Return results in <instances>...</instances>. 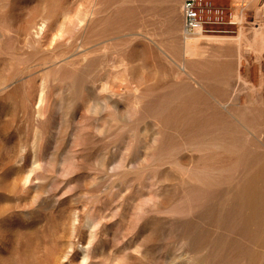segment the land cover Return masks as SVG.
<instances>
[{
	"label": "rangeland",
	"instance_id": "rangeland-1",
	"mask_svg": "<svg viewBox=\"0 0 264 264\" xmlns=\"http://www.w3.org/2000/svg\"><path fill=\"white\" fill-rule=\"evenodd\" d=\"M211 2L223 41L182 0H0V264H264V0Z\"/></svg>",
	"mask_w": 264,
	"mask_h": 264
},
{
	"label": "built area",
	"instance_id": "built-area-1",
	"mask_svg": "<svg viewBox=\"0 0 264 264\" xmlns=\"http://www.w3.org/2000/svg\"><path fill=\"white\" fill-rule=\"evenodd\" d=\"M229 9V23L239 26L237 21L238 15L240 16V8L242 6V0H227ZM214 3L211 0H182L181 15H182V37L186 40L190 37H194L205 33L204 25L219 24V18H221L222 11L220 5H216L213 8L214 20H210V14L212 13V7ZM205 18V19H204Z\"/></svg>",
	"mask_w": 264,
	"mask_h": 264
},
{
	"label": "bare ground",
	"instance_id": "bare-ground-1",
	"mask_svg": "<svg viewBox=\"0 0 264 264\" xmlns=\"http://www.w3.org/2000/svg\"><path fill=\"white\" fill-rule=\"evenodd\" d=\"M242 1H244V0H242ZM248 3V1L246 2V4ZM249 4V3H248ZM206 36H211V37H213L214 38V40H219V39H226L225 38V36H222V35H205V34H200V35H198V38H202V39H205L206 38ZM189 40V39H188ZM42 101H43V97H42V95L40 94V96H39V98H38V105H40L41 103H42Z\"/></svg>",
	"mask_w": 264,
	"mask_h": 264
},
{
	"label": "crops",
	"instance_id": "crops-1",
	"mask_svg": "<svg viewBox=\"0 0 264 264\" xmlns=\"http://www.w3.org/2000/svg\"><path fill=\"white\" fill-rule=\"evenodd\" d=\"M225 1H227V0H221V2L220 3H223V2H225ZM220 10L222 11V14L224 13V10L222 9V8H220ZM180 24H181V19H180ZM202 39V38H201ZM196 40H198V38L196 39ZM203 40H205V39H203ZM223 40H225V39H219V40H210V41H223ZM207 41V40H206ZM188 44H186V48L189 50L190 49V46H187Z\"/></svg>",
	"mask_w": 264,
	"mask_h": 264
}]
</instances>
